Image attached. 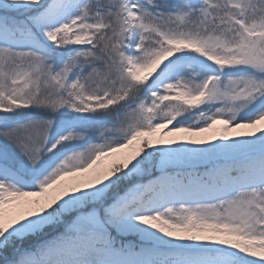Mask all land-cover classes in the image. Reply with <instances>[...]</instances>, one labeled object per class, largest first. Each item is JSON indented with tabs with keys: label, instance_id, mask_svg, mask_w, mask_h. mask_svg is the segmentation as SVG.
Returning <instances> with one entry per match:
<instances>
[{
	"label": "snow or ice",
	"instance_id": "snow-or-ice-1",
	"mask_svg": "<svg viewBox=\"0 0 264 264\" xmlns=\"http://www.w3.org/2000/svg\"><path fill=\"white\" fill-rule=\"evenodd\" d=\"M0 264H264V0H0Z\"/></svg>",
	"mask_w": 264,
	"mask_h": 264
}]
</instances>
